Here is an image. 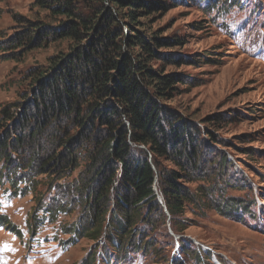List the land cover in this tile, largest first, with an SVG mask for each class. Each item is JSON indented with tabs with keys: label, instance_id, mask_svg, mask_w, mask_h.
Instances as JSON below:
<instances>
[{
	"label": "trees",
	"instance_id": "16d2710c",
	"mask_svg": "<svg viewBox=\"0 0 264 264\" xmlns=\"http://www.w3.org/2000/svg\"><path fill=\"white\" fill-rule=\"evenodd\" d=\"M40 5L59 18L57 24L26 20L20 31L4 41L3 50L16 54L57 40H68L69 48L52 55L48 66L31 69L32 91L13 109L6 106L0 111L5 128L0 137L1 170L14 175L12 185L18 192L16 186L22 181L44 175L52 184L84 162L71 187L84 211L72 234L98 241L85 264H97L102 237L108 259L114 253L118 261H127L134 251L149 252L152 243L142 224L156 228V212L157 219L167 220L157 199V183L172 223L177 224L188 204L200 206L189 188L192 183L217 175L226 185L234 184L224 175L230 165L228 156L223 154L204 169L215 157L204 153L198 130L165 106L184 79L178 72L155 68L153 62L186 63L183 57L166 53L182 41L155 35L141 27L138 18L166 7V0H42ZM163 161L178 169L165 168ZM19 169L24 170L19 173ZM242 187L250 186L243 183ZM226 189L220 187L222 192ZM212 190L216 186L207 189ZM27 191L28 187L21 189ZM241 201L227 198L218 209L230 216L246 213L251 199ZM48 210L58 215L70 207L56 210L49 205ZM34 219L40 226L43 219ZM0 220L20 233L5 215ZM188 242L181 244L183 262L187 255L203 263L202 248ZM171 261L183 264L179 259Z\"/></svg>",
	"mask_w": 264,
	"mask_h": 264
},
{
	"label": "rangeland",
	"instance_id": "374dc122",
	"mask_svg": "<svg viewBox=\"0 0 264 264\" xmlns=\"http://www.w3.org/2000/svg\"><path fill=\"white\" fill-rule=\"evenodd\" d=\"M41 2L0 0V111L6 106L13 109L12 105L21 103L23 95L32 91L28 78L31 69L48 66L52 55L68 51V40L52 41L33 50L19 49L16 54L3 50L4 41L20 31L26 20L57 24L54 21L59 18L52 16ZM166 3V7L138 18L140 26L155 35L182 41L166 53L175 59L183 57L186 63L153 62L155 68L166 73L178 72L184 79L165 106L198 130L196 136L204 153L209 158L211 154L215 157L204 169H210L217 158L219 161L223 154L227 155L230 165L225 179L235 181L228 186L215 175L192 183L189 188L197 194L200 206L188 204L191 210L186 209L184 216L177 217V224L172 223L157 183V199L166 211L167 220L157 219L156 212V228L142 224L151 247L147 253H132L128 264H176L171 259L180 242L188 244L195 240L213 246L224 264H264V0H166ZM4 129L0 120V137ZM163 162L169 170L178 169L172 162ZM1 166L2 163L0 216L5 215L20 233L0 222V264H85L86 256L98 241L80 237L73 242V228L84 211L83 205L78 206L74 200L76 194L71 187L85 168L84 162L52 184L44 175L22 181L16 186L18 192L12 185L14 175L9 176ZM242 176L247 182H243ZM243 183L250 187L243 188ZM213 185L216 190L208 192ZM221 186L227 189L222 192ZM25 187L28 191L21 192ZM202 187L205 190L201 193ZM227 198L251 199L247 212L236 214L242 219L219 211ZM49 205L56 210L64 205L70 210H61L56 215L48 210ZM34 216L43 219L38 227ZM101 241L105 242V238ZM104 255L101 249L97 255L100 264H106ZM179 260L183 262V258ZM184 262L205 264L194 262L187 255Z\"/></svg>",
	"mask_w": 264,
	"mask_h": 264
}]
</instances>
